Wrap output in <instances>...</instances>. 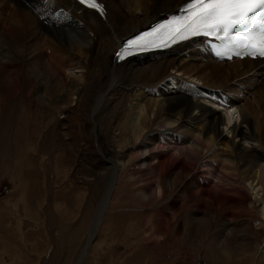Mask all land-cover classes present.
<instances>
[{"label": "bare ground", "instance_id": "1", "mask_svg": "<svg viewBox=\"0 0 264 264\" xmlns=\"http://www.w3.org/2000/svg\"><path fill=\"white\" fill-rule=\"evenodd\" d=\"M100 1L104 16L74 0H0V100L8 103L1 122L14 137L20 131L39 135V125L66 137L71 116L80 121L82 140L71 148L87 158L80 164L82 177L114 175L99 222L123 183L133 200L160 216L165 234L180 232L175 219L187 213L191 225L201 221L208 232L213 224L218 228L210 236L215 251L245 241L251 247V238L236 232L244 216L264 228V204L257 195L264 193V60L219 62L203 42L192 41L118 64L115 53L125 38L176 13L185 0ZM166 81L178 92H165ZM200 81L204 92L225 102L192 92ZM244 92L252 95L247 105ZM61 138L59 145L70 147ZM178 157L184 160L178 163ZM219 182L231 193H221ZM254 234L258 243L264 240V230Z\"/></svg>", "mask_w": 264, "mask_h": 264}, {"label": "rangeland", "instance_id": "2", "mask_svg": "<svg viewBox=\"0 0 264 264\" xmlns=\"http://www.w3.org/2000/svg\"><path fill=\"white\" fill-rule=\"evenodd\" d=\"M71 73L77 74L78 71L76 69ZM259 80L258 84L262 85L264 81L261 79L262 83H259ZM163 84L165 92H178L173 90L175 86H168L167 81ZM200 84L203 85L201 81ZM232 89L237 90L236 84ZM240 91L243 89L240 88ZM251 97L244 92L242 104L247 105ZM6 104V101L0 100V264H264V240L258 243L260 239L254 236L255 231L264 228L253 217L240 218L236 234H247L254 245L248 247L245 241L237 244L238 247L229 245L219 248L221 252L215 251L210 248L214 241L210 236H214L218 229L214 224L208 232L201 221L191 225L187 213H183L177 216L174 224L178 226L180 222L182 229L179 234L171 230L165 234L160 216L152 214L147 204L133 200L128 194L131 190L123 183L118 188L117 199L99 222L100 205L107 196L114 175L111 172L102 179L82 177L85 169L81 170L80 164L84 159L87 162V158L82 156L80 148H71L73 145L80 146L82 140L80 121L71 116L76 109L75 104L70 110V124L65 128L68 138L59 136H63L62 140L69 139L70 147L66 148L59 145L56 131L48 126L39 125V130L43 132L35 136H25L20 131L14 137L11 129L9 134L7 125L1 122L8 107ZM212 108L219 110L217 106ZM226 131L230 136V130L224 128L223 132ZM185 140L187 145L190 144L188 138ZM11 142H14L13 147L8 146ZM248 145L252 147L254 144ZM164 150V156L171 153L168 148ZM260 151L264 153L262 149ZM180 159L184 160L178 157L176 161L181 163ZM198 170L194 172L197 174ZM212 184L216 187V181ZM219 185L221 193H231L224 183L219 182ZM250 192H246L249 198ZM257 195L264 204V193L257 191ZM149 233H156L158 242Z\"/></svg>", "mask_w": 264, "mask_h": 264}, {"label": "snow or ice", "instance_id": "3", "mask_svg": "<svg viewBox=\"0 0 264 264\" xmlns=\"http://www.w3.org/2000/svg\"><path fill=\"white\" fill-rule=\"evenodd\" d=\"M79 4L104 15L99 0H78ZM233 29H246L232 35ZM195 37L222 42L218 55L264 58V0H185L181 15H174L137 37L116 53L119 60L155 49H168ZM235 109H232L229 116Z\"/></svg>", "mask_w": 264, "mask_h": 264}]
</instances>
